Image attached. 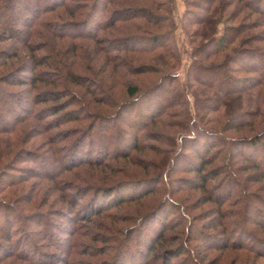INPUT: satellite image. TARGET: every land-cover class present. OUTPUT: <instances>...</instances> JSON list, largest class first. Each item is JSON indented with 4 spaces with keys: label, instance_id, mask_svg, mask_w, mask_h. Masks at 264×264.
<instances>
[{
    "label": "trees",
    "instance_id": "1",
    "mask_svg": "<svg viewBox=\"0 0 264 264\" xmlns=\"http://www.w3.org/2000/svg\"><path fill=\"white\" fill-rule=\"evenodd\" d=\"M36 1L24 0L22 3L24 9L18 11V14H24L22 19L24 28L11 25L8 27L17 36L12 37V41L16 40L23 46L25 45L30 53L32 63L23 66L29 68L30 76L29 78L19 76V73L22 72L21 69L24 68L16 67L0 76V84L31 87L35 90L38 89L39 85H52L61 86L64 91L61 90L58 93L44 91L43 94L36 96L37 99H34L35 105L49 104L50 106L37 110L33 109L21 119H19V115L14 114L10 116L12 120H6V122H17V125L11 131H0V159L9 158L13 153L9 151L6 154L8 148L15 149L17 155L24 152L30 153L26 148H21L19 145L24 136L31 139L35 138L28 136L32 128H27L24 136H21L24 129L21 125L31 120H46L47 123L44 129L49 133L69 122L83 125L94 117V122L86 130L81 129L77 132L79 134L78 136L76 134L78 138L75 136L77 138L75 142L67 146L68 150L64 154L66 163L64 162L63 171H54L49 168L44 171L46 173L45 177H40V179L55 184L53 187L46 188L50 190L48 193L52 194L49 198L51 201V199H56L52 191L61 190L59 188L60 183L57 181L62 179L64 173L75 171V178L82 170H88L84 167L89 165L90 168H95L94 172L89 170L86 172V177L76 178L84 186L78 187L72 197L70 194L68 204L74 208L78 207L79 202L87 195L85 193L84 196L78 198L79 193L89 191L92 197L86 206H82L81 214L88 217L87 222L93 223L96 218L107 214L111 209L126 208L124 210L126 214L122 213L120 223L132 222L136 219L134 221L135 231H142V229L144 231L145 229L142 238L139 236L134 238V232L131 228L129 230L117 229V233L122 237L113 238L117 248L112 249L117 253H114L111 260H107L105 263L130 264L132 258L134 260L137 258V264H150L149 261L153 257V263L160 260V264H172V258L186 257L183 258L184 261L189 262V259L192 258L194 264H221L222 260L220 261L219 258L209 259V250L213 248L215 251L226 252L230 249H237V247L241 249L242 245L225 239L230 232H228L229 228L224 220L231 219V216H233L232 212H225V207L232 199L233 191L224 192L223 198L215 196V186L209 188L210 182L217 181L225 173L223 174L221 168L208 169V167L219 159L223 151L222 146H226L228 149H239L238 153H227V161L230 163L233 161L231 165L235 163L231 159L232 157L241 156L244 157L245 161H252L249 158L259 155L261 151L264 152V71L252 65L249 66L250 62L255 59L264 58V0H257V2L251 0H202V4L196 6L203 12L193 13V24L199 25V28L192 32L185 28L189 45L192 46L190 55L193 60L186 72L184 84L179 83V74L177 73L182 53L173 34L175 26L173 15L176 5L171 1L174 0H168L170 2L168 4H171L169 9L167 5L163 4L161 6L158 2L160 0ZM41 2L43 3L41 4ZM185 2L189 3L188 0H185ZM111 6H114V8L111 9ZM14 7L15 10L17 6ZM237 7L240 9L239 12ZM229 9L232 10L226 14ZM245 9L250 11L249 13L253 12L252 15H259L262 20L249 23L246 22L248 19H244L241 22V14L245 13ZM24 10L25 12H23ZM163 12L170 15V23L168 22L169 16ZM221 24L223 28L222 31H219ZM248 31L257 32L246 35ZM32 40H37V42H35V45L30 46ZM257 43L261 46H256ZM45 49L51 53L49 57H45L49 61L51 60L48 65L51 69H55L51 70L52 72L38 70L47 65L46 62H42L46 58L37 54L45 51ZM21 53L23 52L19 47H16L14 54L1 51L0 58L10 55L1 66H11L9 61L21 57ZM56 71L57 74L59 72L62 75H57L59 82L51 84L47 78ZM87 73L91 74V77ZM146 76H156L150 86H144V80L142 84L138 81V78ZM130 78L135 79V81L130 82ZM193 83L199 85L198 88ZM72 88H76L75 91L77 92ZM157 90L158 92L162 91V94H159L162 99L161 108H157L159 104L158 95L157 99L152 97ZM190 92L194 97L192 107H195V111H197L196 118L192 113L191 105H188L189 101L187 99ZM178 97L184 100L182 106L187 107V109L184 108L182 115L174 116L175 118L178 117L179 120L173 122L163 121L165 119L163 116L173 117L172 114H166V112L179 103L177 102ZM21 102L22 100H16L19 107L26 113L28 108ZM133 109H136L141 115H143L141 111L144 109L150 122L140 123L142 124L139 128L140 132L138 131L134 141L132 143L127 142L130 149L126 144L117 151L122 154L112 158L115 164L108 160L109 153L103 159L100 156L93 155L80 157L82 152L87 153V151H85L86 149L79 150L78 145H81L83 141L86 142L87 138H91L89 136L92 135L91 132L94 131L97 125L111 119L117 122L121 121L125 115H131ZM66 114L73 118L70 117L71 120L62 122L63 118H67ZM210 114L217 116L208 118ZM49 118L53 120H48ZM220 119L221 121L223 119V121L221 122ZM161 126L172 130V136L169 138L170 142L165 143V145L171 147L170 150L151 147L150 149L155 151L156 157L158 158L157 155L161 157V162L141 164V160L135 159L133 153L143 154L144 149H149V147L141 145L142 137L140 133L149 127L163 129ZM176 129H178V132ZM16 131V137L14 136L10 140L1 139L3 135L12 136ZM235 133L239 137H235ZM178 136L180 144L176 146ZM204 136L213 139V141L209 142ZM162 137V133H155L153 138L151 136L148 138L162 144L164 143ZM89 140L90 144L95 143L91 139ZM125 140L127 141V139ZM188 140H191L190 143H192L189 147L186 146ZM49 143L50 146L45 151L46 154L58 156L63 151V149L54 148V142L49 141ZM97 143L102 150L110 149V145L105 144L104 141ZM260 145L263 149L260 148L259 151L258 146ZM85 146L90 145L85 144ZM243 146L250 147V155L244 156V152L240 148ZM186 150L192 151L197 160L191 157ZM80 151L81 153L76 156L77 152ZM16 154L13 156H16ZM49 157L51 158V156ZM75 157H77V160ZM184 158L188 160V163L184 162L182 164V172L195 174L199 182L192 179L173 180L170 178L171 173L175 170L176 163H180ZM57 161H59V156L54 160V163ZM235 165H237V162ZM7 167L6 165L4 169H7ZM136 168L145 172L142 178L136 177ZM255 168H258L257 165H255ZM77 169L81 171H76ZM5 173V170L0 172V194L4 190L6 191L7 187H16L28 182V180H22L24 176L21 175L13 176L15 179L11 183L5 182ZM263 180L264 171L261 177L255 181L261 183ZM177 182H187L189 185L186 191L195 193L199 191L200 196L192 204L189 197L182 200V202L175 200L174 197H177V194L183 191L182 188L178 190L176 185V190L172 188L174 187L173 183ZM219 182L220 185L216 186V190L217 188L221 189L222 182ZM128 184L145 185V190L138 195L114 196L120 188ZM164 184L167 185L166 189ZM146 185L151 187L146 188ZM73 189V184L66 187V191H72ZM259 189L261 188L250 195L255 199L252 201V205H255L256 201L264 205V198L258 194L262 190L259 192ZM241 192H243L245 203L249 195L247 191L242 190ZM99 196H106V200L102 202L103 204H98ZM157 197L158 199H155ZM33 200L34 197L29 194L26 196L21 194L13 201L0 200V231L2 232L0 237L8 243H13L10 248L0 243V264H8V262H10L9 264H16L15 262L11 263L14 258L26 264H70L76 256L72 249H70L66 259L60 255H51L54 260L41 259L35 262L30 258L32 249H23L18 252L21 248L33 242L32 240L27 241L29 235L27 232L20 230L19 225L22 226L23 222L26 224L27 220L33 217L40 218L44 215V212L37 211L24 216L23 207L25 206L26 209V206L30 205ZM210 202L214 203L216 208L214 207L208 212L211 214H206L205 217L209 221L204 225L203 230L206 232L204 231L202 236L206 243L211 239L214 242H209L208 247L201 248V251H195L189 245V241H194L190 236V232L192 229H197L196 226L194 227V222H197L198 218H191L189 212L194 208L200 209L199 205L201 203L206 205ZM245 204L244 206L247 209V202ZM129 207H135V214L129 213ZM140 208L144 209L141 211ZM139 211L141 212L138 213ZM259 211L258 209L256 213H259ZM178 213H180L183 220L172 228V217L175 214L178 215ZM214 215H216V221L210 220ZM263 219L264 215L261 217V222L256 219L259 223H255L254 226L259 225L264 228ZM232 223L234 226L237 224L234 220H232ZM98 224L103 225L102 227L105 226L102 223ZM169 224L171 225L168 227ZM180 228L182 233H179V236L166 235L168 231ZM216 229L220 230L217 233L211 232ZM48 231L49 236L52 237L51 230L48 229ZM245 231L244 228H239L238 225L234 232H238V235H244ZM247 231L252 238L257 240L253 231L250 232L248 229ZM18 233H23L24 237L22 235L17 236ZM70 235L72 236L71 240H73L77 233ZM181 237L184 241L177 245L179 241H182L180 240ZM131 240H134V244L141 242L133 247ZM163 243H166L167 246H164ZM159 245L163 246L159 247ZM158 247L162 252L156 250ZM25 251L27 252L24 256L22 254ZM37 253L42 255L43 252L39 248ZM106 255L110 256L109 252ZM222 257L220 258L222 259ZM147 259L149 260L146 263Z\"/></svg>",
    "mask_w": 264,
    "mask_h": 264
},
{
    "label": "rangeland",
    "instance_id": "2",
    "mask_svg": "<svg viewBox=\"0 0 264 264\" xmlns=\"http://www.w3.org/2000/svg\"><path fill=\"white\" fill-rule=\"evenodd\" d=\"M16 1L15 0H0V42H1L0 43V53L1 51L2 52L8 51L10 54H14L16 47H19L23 53H21V57L11 59L9 61V64L11 66H6V67L4 66L2 67L1 65L4 62H6L8 56L10 55L8 54L7 56L1 57L0 58V66H1L0 76L4 75L5 72L11 71V69H14L17 67V68H24V69H21L22 72L19 73V76L29 78L30 76L29 68L23 67V66H28L30 63H32L30 53L26 49L25 45L23 46V44L16 42V40L12 41L11 38L17 37V36L13 32H11L10 29H8L10 25L14 27H18V28H24L23 20H22L24 18V14L23 13L18 14L19 10L24 9L22 5L24 0H21V1L19 0L17 2ZM188 1L189 3H186L185 0L171 1L172 3L174 2V4L176 5V8L174 7V15H173V21L175 23L173 34H174L176 44L178 45L182 53L181 63L177 70V73L179 74L180 84H184L186 72L188 70L189 65L191 64L193 60V57L190 55V53L192 52L191 51L192 46L189 45V40H188L187 33H186L187 30L185 28H188L191 32L199 28L198 27L199 25L193 24V19H192L193 13L195 12L197 14L199 12H203L201 11V9L196 8V6H199L202 4V0H188ZM251 1L257 2V0H251ZM158 2H160L161 6L164 4V5H167L168 9L170 8L171 4L170 5L168 4L170 3L168 2V0H160ZM42 3L43 2H41V4ZM14 6H17L15 10H14L15 8ZM112 8H114V6H111V9ZM231 10L232 9H229L228 11H226V14L227 12L229 13ZM237 10L238 12L240 11L238 7H237ZM244 11L245 13L241 14V19H240L241 22L244 19H248V21L246 22H249V23L255 20H262V17H260L259 15H256V14L252 15L253 12L249 13L250 11L246 9ZM23 12H25V10ZM163 13L166 14L165 12ZM167 16H169L168 22L170 23V15H167ZM244 16H247V17H244ZM168 26L170 25L168 24ZM222 28L223 26L221 24L219 26V31H222ZM250 32L251 31H248L246 35L253 34L257 31H252L251 33ZM35 42H37V40H32L30 43V46H32V44L35 45L36 44ZM256 46H261V45H258L257 43ZM37 54L38 56L49 57L51 53L47 49H45V51L39 52ZM50 61L48 58H46L45 61H42V62H46L47 65L42 68H39L38 70H46L50 72L55 70L49 67L48 64H50ZM251 65L264 71V58L260 57V58L255 59L253 62H250L249 66ZM58 74L59 76L62 75L59 72ZM58 74L56 71V73L55 72L51 73L50 74L51 76L47 78L50 80L51 84L53 82H57V81L59 82L58 76H57ZM87 75L91 77V74L87 73ZM242 76H248V75H242ZM155 77L156 76L141 77V78H138V81H140V83L142 84V81L144 80L143 85L150 86L151 85L150 83L155 79ZM129 80L130 82L135 81V79H132V78H130ZM193 84L196 88H198L199 85L195 83ZM61 90L64 91V88H61V86L57 87V86H52V85H39L38 89L35 90L31 87H21V86L18 87V86L0 84V97L2 100L0 102V131L1 132L11 131L15 129L17 122L16 123H13L11 121L6 122L7 119L12 120L10 116L17 114L20 116L19 119H21L24 116L28 115V113H30L33 109L37 110L42 107L46 108L47 106H50L49 104L36 106L34 102V99L35 98L37 99L36 96L43 94L44 91L58 93ZM72 90L75 91L76 88H72ZM159 92L157 90L156 93H153V96H152L153 98L157 99L156 97L158 95L159 99L157 100L159 102L158 104L159 107L157 106V108H161V105H162V99L159 97L160 96L159 94H162V91H159ZM118 96L120 97V95ZM18 99L22 100L21 103L24 104L26 108H28L26 113H24L23 109L19 107V104L16 103V100ZM187 100L189 101L188 105L190 104L192 107V104L194 102V97L192 96L191 92L189 93ZM177 102L179 103L175 107H173L170 111L166 112V114H172L173 117L163 116L165 118L163 119V121L173 122L175 120H179L178 117H176L177 118L176 119L174 116L182 115L184 113V108L187 109V107L182 106L183 104L182 102H184V100H182L180 97H178ZM22 104L20 105L23 106ZM192 110H193L192 113L194 117L196 118L197 111H195V107H192ZM141 112H143V115H141L136 109L135 110L133 109L132 114L125 115L121 121L117 122L114 119H111L108 122H103L100 125H97L94 131L91 132L92 135L89 136L91 138H87L85 140L86 142L83 141L81 145H78L77 143L79 150L86 149L85 151H87V153H83V152L81 153L80 151V152H77L78 154H76V156H78L81 153L80 157H87V156L93 155V156H100L103 159L109 153L110 155H109L108 160L111 161L112 164H115V162L112 161V158L122 154V153H118L117 151L120 150L122 147H124L127 144V142L132 143L134 141V137L138 133L139 128H141L140 126L142 124L140 123L150 122V120H148V116L146 115L147 113L144 111V109ZM66 115H67V118H63L62 122L69 121V119L71 120V118H73L72 116H68L69 114H66ZM215 116L217 115L210 114L208 115V118L215 117ZM48 120H53V119L49 118ZM92 122H94V117L91 118L90 121H88L87 123L83 125H79L78 123H75V122H69L60 128L53 129L52 131L48 133L44 129V126L47 123L46 120L45 121L31 120L28 123L21 125L24 128L22 130L21 136H24L25 130H27V128L28 129L32 128L28 136H32L35 138L31 139L30 137L24 136L22 137L21 139L22 142L19 145L21 146V148H26V150H28V152L30 153L24 152V153L17 155L16 154L17 151L15 149L8 148L6 150V154L9 151L13 153L9 156V158L7 157L6 159H3V160L0 159V163H1L0 172L2 170H5L6 172L4 174V179L6 180L5 182L11 183L15 179L13 178V176H20V175L24 176L23 177L24 179L22 180H28L27 183L18 185L16 187H10V188L7 187L6 191L4 190L3 193L0 194V200L6 199L7 201H13V199L18 198V196L21 194H24L25 196L29 194L30 196L34 197V200L30 205L26 206V209H25V206L23 207L22 211L24 212V216L31 214L33 212H37V211L44 212L43 217H40V218L33 217L30 220H27L26 224L23 222L22 226L19 225L20 230L27 232V234L29 235V236L26 235L28 236L27 241L32 240L35 245L33 244V242H31L26 247L21 248L18 252H21L23 249H27V250L32 249L30 258L33 259L34 262L37 260H41V259L52 260L53 258H51V255H56V256L60 255L62 258L66 259L68 257V253L70 252V249H72L76 256L74 260L71 261L70 264H107L105 263V261L107 260L110 261L113 254L117 253V251H114L112 249V248H117L116 243L113 242L114 241L113 238L118 239L121 237L117 233V229L120 230L121 228H124L125 230H129L131 228L132 232H134V238H136V236H139L141 238L143 237V233L145 232V229L144 231L142 229L143 232L141 230L137 232L135 231L136 228L134 226L135 225L134 221L136 219L132 222L129 221L125 223H120L121 218H122V213L126 214V212L124 211L126 210V208L111 209L110 211H108L107 214H104L101 217L96 218V221H94L93 223L87 222L88 217L82 216L81 214H82V206L83 205L86 206V204H88L90 198L92 197V194L89 191H86V192L82 191L79 193L78 198L84 196L85 193H87V195L86 197L82 199V201L79 202L78 207L74 208L73 206L68 204L70 194L72 197V194L76 192V189L78 187L84 186L82 185L83 183L80 181H77L76 178L82 179L87 176L86 172H88L89 170H92V171L95 170V168H90L89 165H87L88 167L87 166L84 167V169L88 168V170H85V171L82 170V172H80V174H78L75 178H74L75 171L73 173H68V172L64 173V175L61 177L62 179L57 181L60 183L59 188L61 190H58V191L56 190L54 192L52 191L56 199H51V201L49 200L50 195L52 194H49L48 192H50V190H47L46 188L50 186L53 187L55 186V184L51 181H42L40 177L41 178L45 177L46 173L44 171L48 170L49 168L50 170H54V171L56 170L63 171L64 169L63 165L66 163L64 159V154L68 150L67 146H70L69 144L72 145V142H75V139L78 138L77 136L79 134H77V132H79L81 129L86 130L89 127V125L92 124ZM176 131L178 132V129H176ZM155 133H162V136H163L162 138L164 140L163 141L164 143L161 144L155 141L154 139L148 138L149 136L153 138V134ZM235 134H236L235 137H239L237 133ZM14 136L15 137L17 136V131L12 136L3 135L1 139L10 140ZM140 136L142 137L141 145L148 146L149 149H144L143 154L139 152H134L133 157L137 160L140 159L141 164H150V162L160 163L161 157L157 155L158 156L157 158L155 151H152L150 148L158 147L161 150H170L171 147H168L167 145H165V143L170 142L169 138L172 136V130L166 129V127H163V129L157 128V127H149L148 129L143 130L140 133ZM204 137L205 139H208L209 142L213 141V139L211 140L207 138L206 136ZM89 139H91V141L95 143L90 144L91 142ZM125 139H127V141ZM49 141L55 143L54 148L61 149V150L63 149V151H61L58 154L59 161H57L56 163H54V160L58 157L57 155H48L45 153V151L49 149L48 147L50 146ZM99 141H104L105 144L110 145V149L105 151L99 148V145H97L98 144L97 142ZM179 141L180 140L178 136L176 146L177 145L179 146L180 144ZM190 142L191 140H188L186 142V146L189 147L192 144ZM85 144L86 145L89 144L90 146L86 147ZM128 146H129L128 148L130 149V145ZM177 148H180V147H177ZM222 148H223V151L221 154L222 156L220 155L216 163H214L212 166H209L208 169L221 168V170L223 171V174L224 173L225 174L221 175L217 181L210 182L209 188H214L215 186L216 192L214 194L215 196L217 195L220 198L224 197L223 196L224 192L228 190H231V192L233 191L232 199L229 201L230 205L227 204L225 207V212L227 213L232 212L231 214L233 215L231 216L232 218L229 217L231 219L227 218L224 220V222L228 225V228H229L228 232H230V234L229 233L227 234L225 239L229 240V242H232V243L234 241L237 242V244L242 245V248L239 249V247H237V249H230L226 252L215 251V249L212 248L211 250H209L210 251L209 259L219 258L220 261L222 260L221 264H264V228L259 225L254 226L255 223H259L262 221L261 217L262 215H264V205H261L258 201H256L257 203H254L256 206L252 205V201L255 199L250 196L251 194L256 192L258 188H261L259 189V192L260 190L262 191L258 194L259 196L264 198V180L261 183H256L255 181L257 178L261 177L264 171V159H263L264 152L262 153L261 151L259 155L249 158L252 161H249V160L245 161L244 157H241V156H236L235 158L232 157L231 159L234 160L235 163L234 165L233 164L231 165L233 161H231V163L227 161V158H228L227 153L231 152L235 154V153H238L239 149L238 148L228 149V147L226 146L225 147L222 146ZM240 148L244 152V156L250 155L249 154V151H251L250 147L243 146ZM258 148H259V151H260V148L263 149L261 145L258 146ZM186 152L190 154L191 157L195 158L194 153L192 151L186 150ZM14 154H16V156H13ZM61 154L63 155L60 156ZM49 156H51V158ZM75 159L77 160V157H75ZM195 159L197 160V158ZM183 160H181L180 163L179 162L176 163L175 170L173 173H171L170 178L173 180H176V179L177 180H182V179L191 180L192 179V180H196L197 182H199L198 177L195 176V174H188V173L182 172V164L184 162L188 163V160L186 158H184ZM236 162H237V165H235ZM6 165L8 167L7 169H4ZM255 165H257L258 168H255ZM135 170L137 172L136 177L142 178V176L145 175V172L143 170L137 169V168ZM76 171H81V170L77 169ZM46 172H51V171H46ZM219 181L222 182V186H221V189L217 188L216 190V186L220 185ZM71 184L74 185V189L72 191H66V187ZM173 185L174 187L172 188H174V190H176L175 185L178 188V190L179 188L183 189L182 192L180 191L177 194V197H174L175 200L177 201L182 202V200H184L185 198L187 199L189 197V201L192 204V202H195L201 194L199 191L196 193L192 191H186L187 190L186 188L189 185L187 182H177L175 184L173 183ZM164 186H165L164 188L166 189L167 185L164 184ZM147 187H151V186L146 185V188ZM144 190H145V185L128 184L120 188L119 191L114 196L119 197L120 195L122 196L138 195L144 192ZM242 190L247 191V194L249 195L248 198L245 200V203L247 202V205H248L247 209L245 207L246 204L244 203L243 192H241ZM5 196H8V197L6 198ZM155 199H158V197ZM105 200H106V196L104 197L99 196L98 204L104 202ZM46 203H49V204L47 205ZM199 206H200V209L194 208L193 210L189 212V215L191 218H195V217L198 218V221L194 222L195 224L194 227L196 226L195 228L197 229H194V230L192 229L190 232V236L191 238L194 239V241L193 242L189 241V245L195 251L197 250L201 251V248L205 249L208 247L209 242L211 241L214 242L211 239L207 241L206 243L202 234H204V231H205L203 230L204 225H206L207 222L209 221L205 216L206 214L207 215L211 214L208 212H210V210H212V208H214L216 205L210 202L206 205H203L201 203ZM134 208L135 207L128 208L130 214H135L136 210H134ZM143 209L140 208L141 211ZM258 209L260 211L259 213H256ZM141 211H139L138 213H140ZM172 211L174 210L172 209ZM62 213H64V215H62ZM172 218H173L172 228L178 225V222H181L183 220L180 213H178V215L175 214L174 217ZM216 219H217L216 215H214L213 217H211L210 220L216 221ZM256 219H258L259 222ZM47 220H48V224H47ZM232 220H234V222L239 225V228H244L246 230L244 235H238V232H234L235 228H238V225L235 224L234 226V224L232 223ZM98 223H102L105 226L102 227L103 225L101 226ZM170 225L171 224H169L168 227ZM246 228L250 232L253 231V234H255L256 236L255 238H257V240L252 238L251 234L247 233L248 231ZM48 229L51 230L52 237L49 236ZM178 230L174 229L172 231H168L166 235L179 236L178 234L182 233V229L180 228ZM219 230L220 229L218 230L216 229L211 232L217 233ZM1 233L2 232L0 231V235ZM74 233H77V236L74 237L73 240H71L72 236L70 234H74ZM21 235L24 237L23 233L17 234V236H21ZM238 236L240 237L238 238ZM180 240L182 241H179L177 245L184 241L182 237ZM140 242H137V244H140ZM0 243H2L7 248H10L13 245V243H8L1 237H0ZM131 244H133L132 245L133 247L134 245L135 246L137 245L136 243L134 244V240H131ZM163 245L167 246L166 243H163ZM163 245H159V247ZM33 246L35 247L33 248ZM159 247L156 250H158L159 252H162L159 249ZM35 248H37L38 250L40 248V251L43 252L42 255L38 254L37 249L35 250ZM26 252L27 251H25V253H23L22 255L25 256ZM103 252H107V253L109 252L110 256L106 255L107 253H103ZM221 256H223L222 259L220 258ZM0 257H1V251H0ZM183 258H186V257L172 258V264H194V262L191 260L192 258L189 259V262L184 261L185 259ZM136 260L138 259L136 258L134 260V258H132L130 260L131 262L130 264H137ZM148 260L149 259L146 260V263L148 262ZM198 260L201 263L200 259ZM153 261L154 259L153 257H151V260L149 261L150 264L151 263L160 264V260H158L156 263H153ZM14 262L16 264H26L23 261L18 260L17 258L12 259L11 263H14ZM9 263L10 262H8V264ZM58 264H61V263H58Z\"/></svg>",
    "mask_w": 264,
    "mask_h": 264
}]
</instances>
